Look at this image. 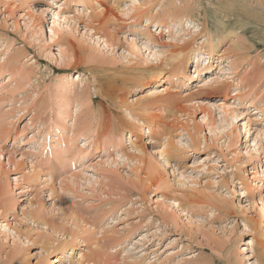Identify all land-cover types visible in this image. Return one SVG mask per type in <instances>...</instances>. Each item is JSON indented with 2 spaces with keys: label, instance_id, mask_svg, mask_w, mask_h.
Here are the masks:
<instances>
[{
  "label": "rangeland",
  "instance_id": "rangeland-1",
  "mask_svg": "<svg viewBox=\"0 0 264 264\" xmlns=\"http://www.w3.org/2000/svg\"><path fill=\"white\" fill-rule=\"evenodd\" d=\"M23 1L10 5V2L0 0V53L9 60L13 57L0 76V83L5 84V90H0V147L20 158L6 165L11 173L0 199V264H71L81 254L93 255L92 260L94 257L98 264H233L234 260H239V264H262L264 147L258 153L253 151L255 156L252 158L246 150L256 147L253 142L256 130H264V4L248 0L247 11L251 13L248 15L242 9L232 7L237 4L235 0H188L193 6L189 21L184 20L169 32L165 28L160 32L162 27L157 28L154 24L149 26L150 41L157 38L160 45L157 42L149 44L150 50L157 52V59L147 62L156 67L144 79L138 70L125 73L126 68L139 64L135 63L139 58L133 55L125 58L124 49L131 48L140 55L143 49L138 52L132 45L137 43L141 49V44L146 41L144 32L147 28H142V23L147 20V15L163 16L169 4L177 9L176 5L182 6L181 2L185 0H138L145 6L137 19H132V15H121L114 0H90L96 4L88 2V8L83 9H87L85 13L105 6V9H115L117 16L109 24L111 31L118 35L113 52L96 45L100 52L95 50L97 56L93 55L94 58L102 54L97 60L92 59L93 53L90 54L89 46L93 41L81 42L83 33L90 34L84 28V22L77 25L78 38L51 33L55 12L63 10L59 6L66 7L67 14L73 15L75 8H82V0H72L69 4H63V0H54V3ZM130 5L132 0H120L121 8L128 9ZM39 7L46 9L44 16L39 14ZM124 13L128 14L126 10ZM162 19L172 23L171 18ZM34 20L37 23L31 26ZM218 20H223L227 26H222ZM238 20L244 25L242 29ZM191 23L194 28L189 27ZM37 24L44 28L38 29ZM216 26L222 44L214 57L206 59V64L200 67L190 59L184 70L190 79L182 76L177 72L180 59L185 54L192 57L194 49L206 36L217 37ZM232 29L240 33L237 36L239 43L234 41L235 46H231L233 39L227 34ZM202 30L211 34L201 33ZM172 36L182 38L183 45L192 42L185 46L186 51L180 59L176 55L168 60L169 51L179 50L175 48L178 44H173L179 41ZM68 40L75 49L79 48L76 51L78 65L67 57L75 51ZM243 40L247 50L237 53L239 50L236 49L244 47ZM62 50H66L63 58L60 56ZM143 53L146 58L148 52ZM219 53L226 57L219 59ZM112 56L115 58L110 62ZM87 57L94 60L93 63L87 62ZM230 57L236 59L235 68L228 63ZM101 59L103 63H100ZM98 60L100 62H96ZM137 65L136 68L147 66ZM215 77L219 80L216 83ZM65 79L70 81V92L63 94ZM220 84L222 90L218 89ZM169 86L172 94L180 97L182 108L185 107L183 98L190 93L202 101L236 110L230 113V116H238L232 126L236 128L232 140L224 137L217 128L225 122L220 124L219 118H224V113L215 108L213 131L210 132L203 123L207 140L198 139L191 128L186 127L185 120L175 118L178 114L167 112L168 105L155 98L162 94L160 90ZM202 88L204 90L200 91ZM83 92L89 95L93 107H78L77 113L89 120L93 139L85 143L84 136L77 138L76 145L71 147L73 151L70 149L71 154L68 152V158L61 164L52 155L50 143L65 138L56 135L52 126L49 132L44 128L49 129L50 124L64 119L65 131L70 132V123L77 110L76 101H83L78 98ZM60 95L63 96L61 99ZM65 98H68L63 107L66 114L58 109ZM197 106L194 104L199 109ZM188 111L195 113L197 122L201 120L203 112L200 109ZM141 117L153 124L151 133L147 131V122L138 123ZM135 121L141 125V130ZM191 127L201 129L195 123ZM46 135L48 141L43 139ZM42 141L46 143L44 146L40 145ZM161 141H164L163 146L159 144ZM136 145L144 147L147 156L146 167L144 172L138 171L139 176L129 163L120 162L117 169H103L100 173L87 167L89 170L85 172L88 173L81 176V187L77 189L65 190L68 187L61 184L79 168L116 158L122 151L133 153L132 147ZM159 146L161 150H152ZM86 149L90 150L83 158L79 152L85 150V153ZM167 154H171L169 162L163 160ZM31 164H36L37 171L31 170ZM179 173L193 177L184 181ZM92 174L98 176L97 183L88 184L84 178L89 179ZM177 182L191 183L190 186L198 182L208 190L205 195L189 192ZM61 204L72 214L66 220L61 212H57ZM185 213L192 216V223ZM15 233H20L21 238L15 237ZM70 249L75 253L71 255ZM61 251L68 253L67 256H60Z\"/></svg>",
  "mask_w": 264,
  "mask_h": 264
},
{
  "label": "bare ground",
  "instance_id": "bare-ground-1",
  "mask_svg": "<svg viewBox=\"0 0 264 264\" xmlns=\"http://www.w3.org/2000/svg\"><path fill=\"white\" fill-rule=\"evenodd\" d=\"M21 1H23V0H4V2L5 3H9L10 5L12 4V5H16V3H18V2H21ZM49 3H54L55 1L54 0H47ZM73 1H76V0H73ZM236 2H237V4L236 5H232V3L231 2H229V3H231V5H232V7H235V8H237V9H242L243 11H244V13H247L248 15L249 14H251V13H248V11H247V4L249 3V1L248 0H242L241 2H240V0H235ZM258 2H261L262 4H264V0H257ZM24 2V1H23ZM72 2V0H63V4H65V3H67V4H69V3H71ZM80 3H81V1H79ZM89 2V4H91V5H93V4H96V3H90V0H82V8H75V11H76V13L75 14H73V15H68L67 13V11L66 10H64V9H66V7H63L62 8V6L60 5L59 6V8L60 9H63V10H58L57 12H55V18H56V20H54L53 21V27L51 28V33L53 34V36H57V35H60V34H62V35H72V36H75L76 38H78V36H80L79 34L78 35H76V33L77 32H79V30H78V28H77V25L79 26V23H81V22H84V24H85V29H86V31H90V34H86V32L85 33H83L81 36H80V38L82 39L81 40V42L83 43V42H86V41H88V40H92L93 41V43L92 44H90V46H89V48H90V54H92V59H95V60H97V58H99V57H101V53H99V55H98V57L97 58H94V56H95V53H94V51L96 50V51H98V52H100V48L99 47H95L96 45H99L100 47L102 46L103 48L105 47L107 50H109V52H113V49H114V47H115V42L117 41V33L113 30V31H111V28L109 27V24L111 25V22H110V20L111 19H113V20H115V17H117V16H115L116 15V13H114V10L113 9H111V10H109V9H105V8H107V7H105V6H101V8H99L100 6H99V4L97 5V6H99L97 9H93L92 8V10H90V13L89 12H87V13H85L86 11H87V9H85V10H83L84 8H88V3ZM116 2H117V4H116ZM227 2V1H226ZM114 3H115V7H117V10H118V12H120L121 13V15H123V16H130V15H132L131 16V18L132 19H137V17H139V15H140V11H141V9L145 6V3H144V6H142V4L138 1V0H132V5H130V7L128 8V9H125V8H121V6H119V3H120V0H114ZM181 4H183L182 6H180V5H176V8L177 9H175V7H174V5H172L171 6V4H169L166 8L168 9L167 11H164L163 12V16H159V15H156V14H148L147 16V20L146 21H144L142 24H144L143 25V27L142 28H144V29H146V31L144 32V35H146L147 36V38H146V41L144 42V43H142L141 44V49H140V46L136 43V44H134V45H132V47H135L136 48V50L138 51V52H140V50H142L143 52H145V51H147L148 52V54H145V56H146V58H143V56H144V53L143 52H140V55L138 54V53H134L132 50H131V48H129V49H124L125 50V54L123 55L125 58H127L128 56H134L135 58H139V61H137V62H135V63H139L137 66H140L141 67V65H147L146 67H142V68H136V65L134 64L133 66H131V67H129V68H126V71H125V73L127 72H129V71H134V72H136V70H138V73H139V75L140 76H143V78L144 79H146L147 77H148V75L150 76L151 74H149V72L151 71V70H154L155 69V67L156 66H153V64H149L148 62H147V60L148 59H150V60H152V59H157V52L155 51V53L154 52H152L151 50H150V47H149V44L151 43V44H153V43H159L158 45H160V42L157 40V38L154 40V41H150L151 39H150V36H149V34H148V31L150 30L149 29V26L151 25V24H154V25H157V28H159V27H162V28H160L161 30H160V32H162L163 31V28H165V29H167L166 31L167 32H169L170 31V29L171 28H177V26L178 25H181L180 23H182L184 20L186 21V20H188L189 21V18H190V15H192L193 14V12L191 11V8L193 7V6H191V3L188 1V0H185L183 3L181 2ZM118 5V6H117ZM228 5V4H227ZM112 6V5H111ZM249 6L251 7V5L249 4ZM68 9H69V7H67ZM109 8V7H108ZM219 8V7H218ZM38 10H40V15H45V11H46V9H44V7H39L38 8ZM97 10H100V11H97ZM127 11L128 12V14L127 13H124V11ZM196 11V10H195ZM205 11V10H204ZM227 11V10H226ZM119 13V14H120ZM118 14V13H117ZM215 15V14H214ZM43 16H42V18H43ZM111 17V18H110ZM162 17H164V18H166V20L168 19V18H171V20L170 21H172V23H168L167 21V23H165V19L163 20L162 19ZM224 16H222V18H223ZM226 17V16H225ZM119 19V18H118ZM235 19H237V18H235ZM113 20H111V21H113ZM120 20V19H119ZM119 20H117V21H119ZM243 20V19H242ZM241 20H238L237 22L238 23H240L241 24V29H242V27H244V25L242 24V22H240ZM110 22V23H109ZM115 22V21H114ZM209 22V21H208ZM218 22L220 23V24H222V26H225L226 24H225V22L223 21V20H218ZM228 22V21H227ZM37 22H36V20H34L33 21V23L31 24V26H34V24H36ZM116 23V22H115ZM217 23V22H216ZM218 23V24H219ZM224 24V25H223ZM38 25V29H43L44 28V25L42 26V25H40V24H37ZM221 26V27H222ZM227 26V25H226ZM233 26V25H232ZM189 27H191V28H194V27H192V23L189 25ZM218 26H216V32H215V34H217L218 33V28H217ZM114 28V27H113ZM236 28V27H235ZM225 29V28H224ZM107 30H109V31H107ZM159 30V29H158ZM182 30V29H181ZM186 29H184V31H185ZM219 30H220V28H219ZM137 31V33H141L142 31H140V30H136ZM183 31V30H182ZM187 31V30H186ZM227 31H228V29H227ZM159 32V31H158ZM225 32V31H224ZM93 33L95 34L94 36H93ZM181 33V32H180ZM179 33V34H180ZM188 33H190V32H188ZM201 33H207L208 35L209 34H211L210 32L208 33V31H204V30H202L201 31ZM223 33V32H222ZM227 33V32H226ZM142 34V33H141ZM186 34V33H185ZM220 33H218V36L217 35H215V36H217V37H215L214 39H212V37H210V36H206V38H204L203 40H202V42H200L201 43V45L200 46H198L196 49H194V51H193V53H194V55L191 57L190 55H188V54H185L184 55V53H185V51H186V45H189V44H192V42H190V43H188V44H186V45H183V44H185V43H182L181 44V42H183V39L182 38H178L179 37V35H178V37H173L172 36V39H176L177 41H179V42H175V43H173V44H178V45H175V48H177V49H179L178 51L177 50H171V51H169L171 54L170 55H168L167 57H168V60H169V58L171 59V57H174L175 58V56L176 55H178V59H180L181 58V55H184L183 57H182V59H180L181 61H180V64H179V67H178V71L177 72H179V73H181V75L182 76H188V78H189V75L184 71L187 67H188V61H190V59H193V64H195L196 66H198V67H200V66H203L204 65V63L206 64V59H208V58H213L214 56H213V54L215 53L216 54V51L218 50V47H220L221 46V44H222V39H221V37H219L220 35H219ZM227 34H229V36L231 37V39H233V43H232V45L231 46H235L236 45V43H239V41H238V37L237 36H240V33H238L236 30H234V29H232L231 31H229ZM224 35H225V33H224ZM232 35V36H231ZM243 35V34H242ZM203 36V35H202ZM214 36V35H213ZM234 36V37H233ZM235 37H237V38H235ZM224 38V37H223ZM134 39V38H133ZM66 40V39H65ZM213 40H215V41H213ZM69 41V40H68ZM133 41V40H132ZM134 41H136L135 39H134ZM236 43H235V42ZM195 42V41H194ZM193 42V43H194ZM72 44V42L71 41H69L68 42V44ZM78 43V42H77ZM156 43V44H157ZM172 43V42H171ZM84 44V43H83ZM162 45H164V43H161ZM88 45H89V43H88ZM204 45V46H203ZM243 45H244V47H242V48H238V49H236V50H239V51H236L237 53L239 52H241L240 50H244V49H246V47H245V43H244V40H243ZM251 45V44H250ZM1 46H4V45H1ZM70 46V45H69ZM72 46H73V48L75 47L73 44H72ZM79 47H80V45H78ZM170 46H172V44H170ZM181 46V47H180ZM253 46V45H252ZM230 47V46H229ZM1 48V47H0ZM5 48V47H4ZM3 48V49H4ZM67 48H69L68 46H67ZM72 48V47H71ZM86 48V47H85ZM191 48V47H190ZM79 49V48H78ZM77 48L75 49H73V50H75V51H73V54L71 53V55H69V56H67V57H69V59L71 60V62H74L75 64H77L78 65V63H76L77 61H78V59L76 58V51L78 50ZM82 49V48H81ZM81 49H80V52H81ZM67 50V49H66ZM66 50H62L61 51V54H60V56H62V58L64 57V54H66L65 53V51ZM85 50V49H84ZM87 50V49H86ZM85 50V51H86ZM89 50V49H88ZM123 50V51H124ZM229 50V49H228ZM247 50V49H246ZM68 51V50H67ZM226 51V50H225ZM224 51V52H225ZM230 51V50H229ZM82 52L84 53V51H83V49H82ZM87 52V51H86ZM184 52V53H183ZM232 52V51H231ZM183 53V54H182ZM227 53L229 54V52L227 51ZM85 54V53H84ZM101 54V55H100ZM230 54H232V53H230ZM14 56H16L15 54H13ZM80 55V54H79ZM94 55V56H93ZM88 56H89V54H88ZM96 56H97V54H96ZM95 56V57H96ZM161 56V54L159 55L158 54V57H160ZM170 56V57H169ZM189 56H190V58H189ZM225 55H224V53H219L218 54V58L220 59L221 57H224ZM230 56V55H229ZM239 56V55H238ZM243 56V55H242ZM242 56H240V57H242ZM245 56V55H244ZM244 56L242 57V58H244ZM0 57L2 58V60L0 61V76L4 73V71H5V69H6V66H7V64H11V62L13 61V57H11V60H9V59H7V58H5L4 56H1V53H0ZM89 57H91V56H89ZM89 57H87V59L89 58ZM226 57V56H225ZM81 58V57H80ZM114 56H112V58H110L111 60H110V62L111 61H114ZM166 58V57H165ZM237 58H239V57H237ZM77 59V60H76ZM92 59H88L87 60V62L89 61V60H91L92 61V63H93V61L94 60H92ZM100 59V58H99ZM105 59H106V56H105ZM62 60V59H61ZM116 60V59H115ZM163 60H166V59H163ZM209 60V59H208ZM236 60V59H235ZM235 60H234V58L232 57H230L229 58V60H228V63H229V65H230V67H234L235 68V66H236V62H235ZM90 61V62H91ZM100 61H102V59L100 60ZM99 60L98 61H96V62H100ZM129 62H131L130 61V59L128 60ZM167 61V60H166ZM211 61V60H210ZM29 62V61H28ZM27 62V63H28ZM62 62L64 63L65 61L64 60H62ZM164 62V61H163ZM162 62V63H163ZM27 63H25V64H27ZM67 62H65V64H66ZM70 63V62H69ZM95 63V62H94ZM100 63H103V61L102 62H100ZM100 63H98V64H100ZM104 63H107L106 61L104 62ZM167 63H168V61H167ZM169 63H170V61H169ZM168 63V64H169ZM211 64V63H210ZM71 65H72V63H71ZM174 65V64H173ZM27 66H29V65H27ZM172 66V65H171ZM193 66V65H192ZM208 66H210V65H208ZM99 67V66H98ZM102 67V66H101ZM95 68H97V67H95ZM91 69H92V67H91ZM124 69H125V67H124ZM132 69V70H131ZM96 70V69H95ZM122 70H123V68H122ZM113 72V71H112ZM179 73H177L178 74V76H180L179 75ZM148 74V75H147ZM175 74V73H174ZM120 75H121V73H120ZM101 76V75H100ZM124 76V75H123ZM107 77V76H106ZM10 78V77H9ZM138 78V77H137ZM187 78V79H188ZM76 79H79V77L77 76V78ZM114 79V78H113ZM120 79V78H119ZM190 79V78H189ZM217 78L215 77L213 80H214V83H216V82H218L219 80H216ZM9 80V79H8ZM8 80H7V82H8ZM12 80V79H11ZM165 80V79H164ZM212 79H210V80H208V81H206V82H209V81H211ZM123 81V80H122ZM132 81H134V80H132ZM73 82V81H72ZM105 82H107V81H105ZM136 82V81H135ZM70 84V81L67 79H65V84L63 85V89H62V92H63V94H66V93H68V92H70V90H69V87H68V85ZM87 84V83H86ZM107 84H109V83H107ZM115 84V83H114ZM99 85V84H98ZM113 85V84H112ZM108 87H109V85H108ZM111 87V86H110ZM222 87L223 86H221V84L218 86V89H221L222 90ZM86 88V87H85ZM120 88V87H119ZM171 88L172 87H164L162 90H160L159 92H162V94L161 95H159V96H157V97H155V98H157V99H161V102H164V104H166V105H168V107L170 108L169 109V111H167V112H169V113H175L174 115H176V114H178L175 118H177V119H182V120H185V122H186V127H188V128H191V130L194 132V135L198 138V139H204V140H207L206 138V133H204V127L202 126V124L204 123L209 129H210V132H212L213 131V125H214V123H215V116H213L212 114H213V109L215 108V111L216 110H219V111H222L223 113H224V118H222V116H220V118H219V122H220V124L221 123H223V122H225V123H223L222 125H218L217 126V128L220 130V132L223 134V136L224 137H226V138H232V136L235 134V127H232L233 126V124H234V122L236 121V119H237V117L238 116H234V115H231L230 116V113L231 112H233V113H235V111L236 110H232V109H230V107L228 108V107H226L225 105H223V106H216V104L215 103H211V102H205V101H202V99L200 98V97H198V98H196V97H193V96H191L190 95V93L189 94H187L188 96H185L184 98H183V102L185 103V107H183L182 108V106H180V103L181 102H179L180 101V97L178 98V97H176V95H174V94H172V91H171ZM226 88V87H225ZM96 89H97V87H96ZM218 89H215L214 91H216V90H218ZM0 90H2V91H4L5 90V84H4V82L2 81L1 83H0ZM99 90V89H98ZM156 90V89H155ZM200 91H203L204 90V88H202V89H199ZM206 90V89H205ZM97 91V90H96ZM116 91V90H115ZM120 91V90H119ZM118 91V92H119ZM117 92V93H118ZM156 92V91H155ZM199 92V91H198ZM211 92V91H210ZM36 93H38V92H36ZM220 93V92H219ZM218 93V94H219ZM100 94V93H99ZM102 94V93H101ZM208 94H209V92H208ZM217 94V93H216ZM215 94V95H216ZM225 94V93H224ZM179 95V94H178ZM192 95H193V92H192ZM212 96H214V95H212ZM58 97H60L59 99H61L63 96L62 95H60V96H58ZM107 97H108V95H107ZM113 97H114V95H113ZM78 98H82V100L83 101H80L79 99H77V107H76V111L74 112V115H75V117H72L74 120L73 121H71V123H70V125H71V128H70V132H66L65 131V129H66V127L64 126V124L62 123V121H64V119H62L61 121H60V123L58 122V121H56V122H54V123H52V125L50 124V126H49V129L48 128H46L44 125H43V127H45L44 129H46L45 130V132H49L50 131V128H51V126H52V128H54L53 129V131L55 130L56 131V135L58 134L60 137H63L62 139H64L63 141H54L55 143L54 144H51L50 143V146L52 147V155H55V157H56V159H57V161L58 162H60L61 164H62V162H64V161H62V160H65L66 161V159L68 158L67 156L69 155V154H71V150L73 151V148L71 149V147H74L75 145H76V143H77V138H80L81 136H84L85 137V140L84 141H86L85 143H90L91 142V140L93 139L92 137H93V134H91V130L88 128V125H89V120L87 121V119H86V117H79V114L77 113V111H78V107L80 108V107H83V106H87L88 108H89V105H90V103H92L93 101L90 99V97H89V95H87L86 94V92H83V93H81V95H79L78 96ZM149 98H151V96H149ZM154 98V99H155ZM66 99H68V98H65V99H63V102L62 103H60L59 105H58V109H60V111L62 112V113H64V114H66V112L64 111V109H63V107L65 106L64 104H66V103H68L67 102V100ZM106 99V98H105ZM112 99V98H111ZM152 99V98H151ZM149 101H151V100H148V103H150ZM157 101V100H156ZM102 102V101H101ZM100 103V102H99ZM115 103V102H114ZM62 104V105H61ZM102 104V103H101ZM194 104L196 105V104H198V108L201 110V112H203V115H202V117H201V120L199 121V122H197V119H196V116L194 115L195 113H191L190 114V112L188 111V110H191V109H193L194 111H196V110H199V109H196L195 107H194ZM260 104H262V103H260ZM121 105V104H120ZM190 106V107H188V106ZM251 105V104H250ZM62 106V107H61ZM179 106H180V108H179ZM262 106V105H261ZM91 107H93V106H91L90 105V108ZM167 107V106H166ZM168 107H167V109H168ZM187 107V108H186ZM105 108V107H104ZM94 109V108H93ZM93 109H92V111H93ZM264 110V109H263ZM60 111H58V113H59V117H61L60 115H61V112ZM85 111H87V110H85ZM84 111V112H85ZM218 111V112H219ZM261 111H262V108H261ZM84 112H82V113H84ZM87 113H88V111H87ZM98 114V113H97ZM71 115V114H70ZM84 115V114H83ZM159 115H160V113H159ZM47 116V115H46ZM81 116V115H80ZM108 116V115H107ZM166 116V115H165ZM171 116V115H170ZM104 117V116H103ZM116 117V116H115ZM47 118V117H46ZM157 118V117H156ZM162 118V117H161ZM160 118V119H161ZM259 118V117H258ZM108 119V118H107ZM165 119V118H164ZM115 120H117V119H115ZM119 121V120H118ZM139 121V122H138ZM137 122L140 124V123H142V125L143 124H145V122H147L148 124H149V126H148V128H147V131L148 132H152V129H151V126H153V124L151 123V122H149V121H147V118H143V117H141L139 120H138ZM162 121V120H161ZM160 121V122H161ZM110 122V121H109ZM136 122V121H135ZM135 123L136 125L138 124V123ZM252 122V121H251ZM44 123V122H43ZM111 123V122H110ZM120 123L121 124H123L122 122H121V120H120ZM146 123V124H147ZM194 123L197 125V126H199V127H201V129H198V128H194V127H191V125H194ZM208 123H210V126H209V124ZM54 124V125H53ZM112 125V124H111ZM134 125V124H133ZM108 126H109V124H108ZM228 127H230L229 129H228ZM102 128V127H101ZM106 128H109V127H106ZM137 128H138V130H141V125H137ZM136 128V129H137ZM44 129H43V131H44ZM42 130V129H41ZM119 130V129H118ZM260 130H262V129H260ZM258 131V130H256V135H255V139L253 140V142H254V145L257 147H255L254 149L253 148H247V150H246V153L250 156V158H252V157H254L255 155H254V152H256V153H258L259 152V150L261 149V148H263L264 147V130H262V131ZM26 131V130H25ZM43 131H41V132H43ZM114 131V130H113ZM44 132V133H45ZM138 132V131H137ZM142 132V131H141ZM38 133V132H37ZM225 133V134H224ZM108 134V133H107ZM141 134V133H140ZM62 135V136H61ZM142 135V134H141ZM138 137V136H137ZM55 138V137H54ZM58 138V137H57ZM141 138V137H140ZM10 139V138H9ZM43 139H46V141H48L47 140V135H46V137L45 138H43ZM50 139V138H49ZM166 139V138H165ZM66 140V141H65ZM95 140V139H94ZM93 140V141H94ZM232 140V139H231ZM15 141V140H14ZM45 141V142H46ZM69 141V144L67 145L66 144V142H68ZM136 141V140H135ZM44 142V143H45ZM164 142V141H163ZM163 142L161 141V142H159V144H161V146H163ZM94 143V142H93ZM46 144V143H45ZM45 144H43V141H42V143L40 144L41 146L43 145H45ZM167 144H169V142H167ZM83 146H85V145H83ZM161 146H159V148H152V150H161ZM39 147V146H38ZM70 147V148H69ZM88 148V147H87ZM68 149V150H67ZM71 149V150H70ZM81 149H83V148H81ZM85 149V148H84ZM93 149V148H92ZM132 149H133V153H131V152H124L123 153V151L121 152V153H118L117 154V157L115 158V157H113V158H107L106 160H104L103 162L101 161V162H97V163H93V164H90V165H88V166H86V167H81V168H79L78 170H76V171H74L72 174H70V176L69 177H66L65 178V180L64 181H62V185L64 186V187H68V188H65V190H67V189H77V188H79V187H81V183H80V178H81V176L83 175V176H86V174L85 173H88V172H85V170H89V168H87V167H90V169L91 170H93V171H95V172H98V173H100L99 171L100 170H103V169H111V168H115L116 167V169H117V165L118 164H120V162H127V163H129L130 164V166H131V168H132V171H134L135 173H136V175L137 176H139V172L138 171H141V172H144V168L146 167V160H147V156H146V153H145V151L143 150L144 149V147H141V146H139V145H136V146H133L132 147ZM79 150V149H78ZM87 150V149H86ZM90 149H88L87 150V152H83V151H85V150H83L82 152H79V154H81L82 155V157L83 158H86L87 157V154L86 153H89L88 151H89ZM131 150V149H130ZM75 151V150H74ZM77 151V150H76ZM254 151V152H253ZM50 152V151H49ZM68 152H70L69 154H68ZM119 152V151H118ZM76 152H74V154H75ZM109 153V152H108ZM68 154V155H67ZM76 154H78V153H76ZM93 154V153H92ZM95 155V154H94ZM93 155V156H94ZM67 157V158H66ZM70 157V156H69ZM74 158V157H73ZM169 158H171V154H167V156H163V160H167V162H169L170 160H169ZM20 160V158H16V156H15V154L14 153H12V152H10V153H8V152H4L2 149H1V147H0V199L2 198V196H3V192H4V187H5V185L8 183L7 182V180H9V175H10V173H11V171H9V170H7L6 169V165H9L10 163H11V160H13V161H15V160ZM72 159V158H71ZM75 159V158H74ZM73 160V159H72ZM6 161V162H5ZM75 161H78V160H75ZM30 163V162H29ZM57 164V163H56ZM36 165V164H35ZM34 164H31V170L33 171V172H35V171H37V169H36V166H35ZM62 166V165H61ZM173 168H175V167H173ZM179 169V168H178ZM178 169H176L175 168V170H178ZM181 172H184V171H181ZM179 175V177L182 179V180H186V179H190V178H192L193 176L192 175H188V174H185V173H179L178 174ZM93 176V177H92ZM92 176H91V178H89V179H86V178H84V180H86V182L88 183V184H94V183H97L96 182V180L98 179V176H96L95 174H92ZM61 184H59V187L61 188ZM177 184L179 185V187H184L187 191H189V192H198V193H201V194H204L205 195V191H207L208 189H207V187H205V186H203V185H200V183H198V182H193L192 183V186H190V184L191 183H184V182H177ZM193 185H195V186H193ZM62 186V187H63ZM195 187H198V188H195ZM3 201V200H2ZM178 201H175L174 203H177ZM179 203V202H178ZM165 205V204H164ZM58 210H57V212L59 213V212H61V214L65 217L64 219L66 220L67 219V217H69V216H71L72 214H69V210L67 209V207H65L64 205H59L58 207ZM182 212H184V211H182ZM186 214V213H185ZM187 215V219L189 220V222L190 223H192V216L191 215H188V214H186ZM61 217V216H60ZM75 221H78V218L77 219H74ZM72 221V220H71ZM84 222V221H83ZM86 225H88L89 226V224H87L86 223ZM85 225V226H86ZM15 237H18V239H20L21 238V236H20V233H15ZM143 237H145V235H142V238ZM74 248V247H73ZM64 252V253H63ZM68 252H70V254L72 255V254H74L75 253V251L73 250V249H70ZM65 254H68V253H65V251H61V253H60V256H67V255H65ZM92 254H94V253H92ZM57 256H59V255H57ZM93 256V255H92ZM92 256H89V255H85L84 256V254L82 255H80L79 256V259L75 262V263H71V264H83V262H87V264H98L97 263V261H94V257H93V260H92ZM59 261V258L55 261V262H58ZM263 263L262 264H264V261H262ZM100 264V263H99ZM103 264V263H102ZM233 264H239V260H234L233 261Z\"/></svg>",
  "mask_w": 264,
  "mask_h": 264
}]
</instances>
